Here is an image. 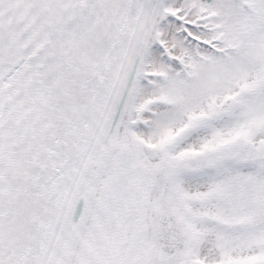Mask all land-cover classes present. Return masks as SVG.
Here are the masks:
<instances>
[{"label":"water","instance_id":"1","mask_svg":"<svg viewBox=\"0 0 264 264\" xmlns=\"http://www.w3.org/2000/svg\"><path fill=\"white\" fill-rule=\"evenodd\" d=\"M156 1L0 0V264H64ZM170 211L165 254L187 241Z\"/></svg>","mask_w":264,"mask_h":264},{"label":"rangeland","instance_id":"2","mask_svg":"<svg viewBox=\"0 0 264 264\" xmlns=\"http://www.w3.org/2000/svg\"><path fill=\"white\" fill-rule=\"evenodd\" d=\"M245 4L255 11L243 8ZM188 9L190 14L185 16ZM210 13L218 14V20L208 21L217 25L211 33L196 29L193 23L191 27L183 25ZM185 29L204 39L222 33L219 46L239 42L240 48L225 60L223 55L211 54L200 45L203 59L197 58ZM160 45L155 69L161 75L151 79V102L134 124L139 138L134 161L131 148L126 149L128 161L146 171L147 178L145 182L140 178L136 181L130 196L133 198L142 188L140 211L142 222L148 225L152 198L159 195L162 199L175 191L188 208L187 221L194 236L191 254L208 261L215 258L213 253L221 246L215 239L217 229L233 233L235 227L243 224L246 215L240 210L246 214L250 211L251 197H255L253 203L259 212L264 207V160L260 159V154H264V0H215L211 5L200 0H173ZM180 54L192 63L191 78L187 79L178 68L173 56ZM235 95H240L241 102L236 112L209 122L217 115L213 108ZM235 149L249 156L230 158L235 156ZM257 154L258 158H251ZM236 186H247V200L231 204L222 197L217 199L220 190L225 197L232 196L234 202ZM222 238L229 239L225 234ZM253 239L256 240L246 241L263 246L259 238ZM127 244L123 230L115 264L170 262L158 248L150 261L137 262L142 250L136 249L138 242L131 241L127 261L122 263L120 253L126 251ZM172 262L177 264L176 260Z\"/></svg>","mask_w":264,"mask_h":264},{"label":"bare ground","instance_id":"3","mask_svg":"<svg viewBox=\"0 0 264 264\" xmlns=\"http://www.w3.org/2000/svg\"><path fill=\"white\" fill-rule=\"evenodd\" d=\"M172 3L173 0H157L153 9L142 58L136 69L144 76L153 71ZM148 86V79L144 78L141 83L135 82L130 88L104 165L64 264H115L118 241L123 230L127 240L141 195L140 190L131 198V189L138 178L145 182L147 173L128 161L126 149L128 146L131 148V160L134 161L139 141L134 124L150 101ZM122 254L123 251L120 257Z\"/></svg>","mask_w":264,"mask_h":264},{"label":"flooded vegetation","instance_id":"4","mask_svg":"<svg viewBox=\"0 0 264 264\" xmlns=\"http://www.w3.org/2000/svg\"><path fill=\"white\" fill-rule=\"evenodd\" d=\"M214 1L208 4L211 5L214 3ZM201 3L204 4L205 2ZM188 13H190V9H188ZM213 110L216 113V108H213ZM256 157H258V154L255 156V158ZM246 189L247 186L245 188L239 186L235 187V192L233 195L235 198L234 202H232V196L227 198L221 193L220 190L217 192L216 197L219 200L223 198L225 202H230L231 204L242 203L243 201L247 200ZM237 191H239V193H237ZM237 194H240L239 199L237 198ZM254 198L251 197L249 199L250 211L247 214L244 209L240 210L243 213L242 215L246 216L244 217L243 221H241L243 224H240V226H237V228L235 227L233 233H230L226 229H217L215 239L221 246L216 247L213 253L215 258H211L210 260L206 261L204 257L199 259L193 258L191 254L192 247H194V236L189 230L190 223L187 221L188 210L187 207L182 204L181 198L173 191L167 193L162 199L161 196L159 197V195L154 196V198L151 200V210L148 225H144L142 222L143 213L136 221V232L134 234L133 241L138 242L136 249L139 248V251L142 250V252L140 251V254L137 256V259H139L137 262L144 263L145 260L148 262L150 261L149 259H151L150 257H153L155 248H157L156 226L160 213L163 211L167 213V216H170L171 212H169V210L171 206L175 204L173 214L177 223V227L180 231L185 232L188 235V240L183 250L180 252L176 253L175 255H165V258L170 261L166 264H173V260H176L177 264H264V244L263 246L252 245L251 243H247L249 241H246V239L256 240L253 239L256 236L261 242H264V207L262 211L259 212L255 207V203H253ZM253 212H255V214ZM221 219L226 220V218L220 217V220ZM220 227L222 226L220 225ZM224 234L229 237L228 240L222 238ZM227 234H229V236ZM147 239L148 243L146 245L145 242Z\"/></svg>","mask_w":264,"mask_h":264}]
</instances>
